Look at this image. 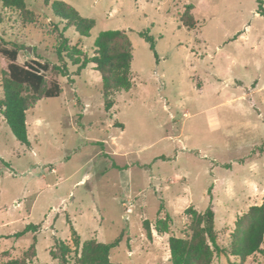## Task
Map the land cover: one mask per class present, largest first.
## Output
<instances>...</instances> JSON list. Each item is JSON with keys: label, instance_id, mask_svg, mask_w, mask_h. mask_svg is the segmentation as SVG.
<instances>
[{"label": "rangeland", "instance_id": "obj_1", "mask_svg": "<svg viewBox=\"0 0 264 264\" xmlns=\"http://www.w3.org/2000/svg\"><path fill=\"white\" fill-rule=\"evenodd\" d=\"M24 1L30 15L0 3V49L20 47L18 64L58 65L59 32L82 60L100 33L120 30L131 42L132 88L115 94L107 114L94 65L76 75L65 59L68 77L50 70L44 78L43 89L59 85L58 97L36 101L23 91L32 105L29 147L0 113V264H60L59 241L75 264L72 229L81 244L119 239L113 263L170 264L169 238L190 235L189 207H212L217 244L228 249L236 219L264 203V17L257 1ZM54 1L94 22L88 37L53 13ZM142 32L153 37L156 57ZM8 63L0 54V103ZM167 215L168 232L158 234L155 223ZM28 225L39 226L37 233L13 237ZM213 264H264V245L245 260L215 255Z\"/></svg>", "mask_w": 264, "mask_h": 264}, {"label": "trees", "instance_id": "obj_2", "mask_svg": "<svg viewBox=\"0 0 264 264\" xmlns=\"http://www.w3.org/2000/svg\"><path fill=\"white\" fill-rule=\"evenodd\" d=\"M258 4L257 14L264 17L262 1ZM3 7L16 9L30 15L24 0H0ZM46 5L49 0H45ZM53 13L65 22L66 26L73 27L81 37H88L94 26L91 19L83 18L79 13L64 2L54 1L51 4ZM183 25L192 30L194 21L181 17ZM58 31V29L56 28ZM60 44L56 49L58 65L50 66L47 63L28 61L18 64L17 58L21 48L12 45V49L1 48L0 54L9 62L7 65L8 78L3 80V100L0 103V113L16 140L29 147L26 113L31 108L30 99L23 91H30L37 97L36 101L45 98L58 97L61 89L56 82H52L49 88L43 89L45 74L48 71L68 77L69 71L66 65L68 60L73 66H77L76 75H79L87 65L93 64L94 70L101 76L103 108L108 114L114 106L113 97L121 91H129L132 88L130 69L133 59L131 42L124 31L108 30L99 34L94 43V53L91 57H83L81 60L75 47L68 48V40L59 32ZM140 37L150 44L151 51L155 54L154 39L148 32L140 33ZM1 40V39H0ZM66 59V60H65ZM35 101V102H36ZM120 128L122 126L120 125ZM161 159H164L162 157ZM115 167V166H114ZM162 209V206H161ZM185 214L190 218V235L187 238L170 237L168 247L170 252V264H213L215 255H225L241 260L262 252L264 245V203L251 206L247 212L239 216L234 224L231 234L230 246L222 249L217 244L214 227V212L209 207L205 212L199 213L189 207ZM171 218L167 215L155 223L158 234L168 232ZM143 228L148 240H152L150 224L144 221ZM39 226L28 225L22 231L13 235L20 238L25 234L37 233ZM72 242L75 246V264H119L110 260V251L118 245L119 239L110 244L87 240L82 244L79 236L72 229ZM34 247L29 250L34 253ZM60 264H69L71 249L63 242H58ZM7 264H30L27 260H11Z\"/></svg>", "mask_w": 264, "mask_h": 264}]
</instances>
